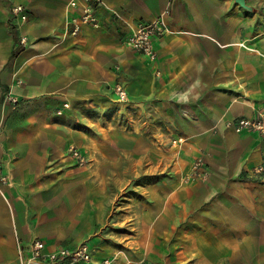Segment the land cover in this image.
I'll return each mask as SVG.
<instances>
[{
	"label": "crops",
	"instance_id": "crops-1",
	"mask_svg": "<svg viewBox=\"0 0 264 264\" xmlns=\"http://www.w3.org/2000/svg\"><path fill=\"white\" fill-rule=\"evenodd\" d=\"M245 1L100 0L70 36L69 0H0V264L36 238L85 243L74 264H264V137L224 124L264 110V0ZM161 14L148 59L126 38ZM199 155L208 178L179 183Z\"/></svg>",
	"mask_w": 264,
	"mask_h": 264
},
{
	"label": "built area",
	"instance_id": "built-area-1",
	"mask_svg": "<svg viewBox=\"0 0 264 264\" xmlns=\"http://www.w3.org/2000/svg\"><path fill=\"white\" fill-rule=\"evenodd\" d=\"M101 5L100 0H69V7L76 11L70 15L66 21V34L76 36L81 28L89 25L93 28H99L101 20L97 14V8ZM12 15H19L22 21L27 19V14L23 5L18 4L11 7ZM167 12V11H166ZM170 31L167 23L164 20L163 14L155 17L150 21L136 22L130 30L126 38V44L133 51L142 54L148 59L155 58L154 40L162 37ZM19 43L24 46L27 44L25 35L19 36ZM113 92L116 94L119 101L126 99L127 93L120 82L113 85ZM6 100L11 103H16L17 98L14 96H6ZM67 103L63 107H68ZM57 114H61V110H57ZM227 128L233 129L235 132L255 131L264 137V110H259L254 117H241L235 120H226L224 122ZM69 155L74 159L77 165H85L87 158L85 154L74 146L68 148ZM264 171V165L255 168V172ZM209 176V170L205 166L203 155L197 156L192 165L190 172L184 177L186 182L193 180H206ZM9 177L3 171V166L0 163V186L8 184ZM29 256H23V249L18 244L19 259L22 264H27L31 261H39L43 264H74L81 262H89L91 253L85 243H81L75 247H56L53 249L47 248L45 242L39 238L33 239L29 245ZM108 264L107 260L102 262Z\"/></svg>",
	"mask_w": 264,
	"mask_h": 264
},
{
	"label": "rangeland",
	"instance_id": "rangeland-1",
	"mask_svg": "<svg viewBox=\"0 0 264 264\" xmlns=\"http://www.w3.org/2000/svg\"><path fill=\"white\" fill-rule=\"evenodd\" d=\"M173 141H174V140H173ZM173 141L170 142V145L173 146V147L178 146V144L181 142L180 139H177L176 144H173ZM86 164H87V162H86ZM86 164H85V165H86ZM76 165H77V164H76ZM78 166H80V165H78ZM82 166H84V165H82ZM130 167H131V166H130ZM133 167H134V168H133V169L131 168L130 170H131V172L136 173V171H138V170H137L136 166H133ZM190 169H191V166H190L187 170H185L184 172L181 173V175H180V177H179V183H181V184H187V183H190V182L196 181V180H193V181L186 182V181L184 180V177L190 172ZM118 199H119V198H118Z\"/></svg>",
	"mask_w": 264,
	"mask_h": 264
},
{
	"label": "water",
	"instance_id": "water-1",
	"mask_svg": "<svg viewBox=\"0 0 264 264\" xmlns=\"http://www.w3.org/2000/svg\"><path fill=\"white\" fill-rule=\"evenodd\" d=\"M239 6L250 10V7L246 4L245 0H234Z\"/></svg>",
	"mask_w": 264,
	"mask_h": 264
}]
</instances>
